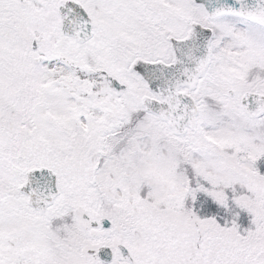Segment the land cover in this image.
Wrapping results in <instances>:
<instances>
[{"label": "snow or ice", "instance_id": "obj_1", "mask_svg": "<svg viewBox=\"0 0 264 264\" xmlns=\"http://www.w3.org/2000/svg\"><path fill=\"white\" fill-rule=\"evenodd\" d=\"M0 264H264V0H0Z\"/></svg>", "mask_w": 264, "mask_h": 264}]
</instances>
